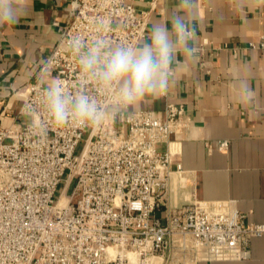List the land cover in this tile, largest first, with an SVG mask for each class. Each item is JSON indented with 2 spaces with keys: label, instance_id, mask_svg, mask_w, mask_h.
Wrapping results in <instances>:
<instances>
[{
  "label": "built area",
  "instance_id": "2783aa9c",
  "mask_svg": "<svg viewBox=\"0 0 264 264\" xmlns=\"http://www.w3.org/2000/svg\"><path fill=\"white\" fill-rule=\"evenodd\" d=\"M72 0L68 20L44 65L18 90L10 125L0 121V264H199L251 258L264 224L246 222L233 201L169 197L185 188V172L170 146L190 122L166 98L163 113H109L99 129L54 127L40 104L43 88H78L79 69L68 44L97 35L137 45L165 0ZM264 49V38L260 42ZM173 138L175 140H173ZM222 142V148L227 147Z\"/></svg>",
  "mask_w": 264,
  "mask_h": 264
},
{
  "label": "crops",
  "instance_id": "0c3cea01",
  "mask_svg": "<svg viewBox=\"0 0 264 264\" xmlns=\"http://www.w3.org/2000/svg\"><path fill=\"white\" fill-rule=\"evenodd\" d=\"M71 1L18 0L28 12L15 25H0V121L5 126L22 106L18 90L35 78L52 53ZM149 2L140 0L137 6L147 10ZM178 2L165 0L158 6L148 29L166 20ZM195 14L198 59L181 63L168 91L169 100L185 108L190 122L170 146L185 172V188H175L169 201H233L246 222L264 224V2L196 0ZM241 79L250 83V100L240 98ZM166 101L162 96L137 111L163 113ZM199 264H264V237L252 241L248 260Z\"/></svg>",
  "mask_w": 264,
  "mask_h": 264
},
{
  "label": "clouds",
  "instance_id": "9594fccd",
  "mask_svg": "<svg viewBox=\"0 0 264 264\" xmlns=\"http://www.w3.org/2000/svg\"><path fill=\"white\" fill-rule=\"evenodd\" d=\"M195 7L196 0H179L167 19L153 22L147 37L134 46H113L103 35L90 41L79 36L72 38L68 48L78 65V88L70 92L59 82L43 88L40 104L50 124L99 129L109 113L95 95L85 90L91 84L95 85V93L110 99L114 106L112 119L149 108L166 95L176 83L175 73L181 63L190 65L198 59ZM27 12L18 0H0V25H15ZM42 63L45 71L41 81L48 61ZM237 88L242 100L251 99L247 80L238 81Z\"/></svg>",
  "mask_w": 264,
  "mask_h": 264
}]
</instances>
